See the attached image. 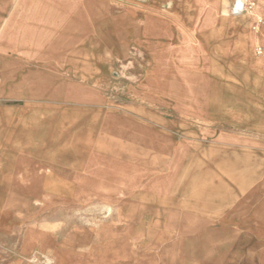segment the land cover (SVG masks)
Wrapping results in <instances>:
<instances>
[{"label":"rangeland","instance_id":"374dc122","mask_svg":"<svg viewBox=\"0 0 264 264\" xmlns=\"http://www.w3.org/2000/svg\"><path fill=\"white\" fill-rule=\"evenodd\" d=\"M165 1L196 29L183 42L144 27L89 77L22 86L44 108L27 150L46 157L11 159L27 189L10 192L0 264H264V12ZM220 22L241 53L201 40Z\"/></svg>","mask_w":264,"mask_h":264},{"label":"crops","instance_id":"0c3cea01","mask_svg":"<svg viewBox=\"0 0 264 264\" xmlns=\"http://www.w3.org/2000/svg\"><path fill=\"white\" fill-rule=\"evenodd\" d=\"M138 1L0 0V45L4 48L0 78L14 80L4 95L18 100L13 104L0 102V238L10 235V192L27 189L26 170L12 167L11 159L46 157L27 150L28 138L34 133L32 126L30 130L27 127V118L34 119L39 115L35 112L44 108L25 97L21 88L26 81L44 76L89 77L103 67L102 63L117 61L122 48L134 42V32L144 27L164 42H183L187 30L196 31L188 29L181 15L166 9L171 2L147 0L150 6L145 11ZM257 5L264 12V0H257ZM230 27L220 22L199 31V36L207 43L206 37L211 35L212 44L230 47L227 54L235 55L241 53L234 49V42L242 33L229 39ZM261 38L264 47V35ZM108 47L116 48V52L108 54ZM82 109L87 108L70 110ZM33 122L37 123L35 119Z\"/></svg>","mask_w":264,"mask_h":264},{"label":"built area","instance_id":"2783aa9c","mask_svg":"<svg viewBox=\"0 0 264 264\" xmlns=\"http://www.w3.org/2000/svg\"><path fill=\"white\" fill-rule=\"evenodd\" d=\"M235 4H236V0L234 1L233 5H232V7L230 9V14L232 16H238V15H240L242 13L247 12L248 10L251 11V10L254 9V6H255V3L253 1H251V0H244V11L242 13H240V14L237 15V14H234V12H233V9H234ZM261 23H262V20H261V18L258 17L257 20H256V22H255L256 31H257L258 26H260ZM257 52L260 53V50L258 49Z\"/></svg>","mask_w":264,"mask_h":264},{"label":"clouds","instance_id":"9594fccd","mask_svg":"<svg viewBox=\"0 0 264 264\" xmlns=\"http://www.w3.org/2000/svg\"><path fill=\"white\" fill-rule=\"evenodd\" d=\"M244 11V0H236L233 12L234 14H240Z\"/></svg>","mask_w":264,"mask_h":264},{"label":"bare ground","instance_id":"6f19581e","mask_svg":"<svg viewBox=\"0 0 264 264\" xmlns=\"http://www.w3.org/2000/svg\"><path fill=\"white\" fill-rule=\"evenodd\" d=\"M255 7H256V4H255L254 8H255ZM253 11H254V9H253V10H251V11H249V10H248L247 12H253Z\"/></svg>","mask_w":264,"mask_h":264}]
</instances>
